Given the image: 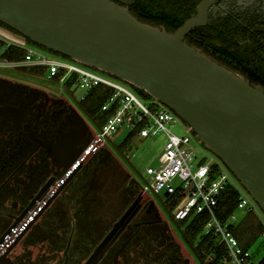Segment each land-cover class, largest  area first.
Listing matches in <instances>:
<instances>
[{
	"label": "flooded vegetation",
	"instance_id": "flooded-vegetation-1",
	"mask_svg": "<svg viewBox=\"0 0 264 264\" xmlns=\"http://www.w3.org/2000/svg\"><path fill=\"white\" fill-rule=\"evenodd\" d=\"M112 1L173 33L197 15L203 0ZM185 41L264 89V0H216L207 22ZM41 71L0 68V245L18 218L36 212L10 248L0 250V264H218L206 247L181 228L182 237L176 232L150 195L108 238L142 187L128 181L106 147L78 162L102 119L67 86L69 97L49 91L46 83L58 82L43 79ZM111 161L120 174L110 185L100 174ZM111 194L122 202L118 212Z\"/></svg>",
	"mask_w": 264,
	"mask_h": 264
},
{
	"label": "water",
	"instance_id": "water-1",
	"mask_svg": "<svg viewBox=\"0 0 264 264\" xmlns=\"http://www.w3.org/2000/svg\"><path fill=\"white\" fill-rule=\"evenodd\" d=\"M215 1L203 0L197 15L170 33L112 0H0V22L8 27L0 28L113 75L173 111L264 213V89L185 41L207 22ZM148 195L142 190L108 238L126 227Z\"/></svg>",
	"mask_w": 264,
	"mask_h": 264
},
{
	"label": "built area",
	"instance_id": "built-area-1",
	"mask_svg": "<svg viewBox=\"0 0 264 264\" xmlns=\"http://www.w3.org/2000/svg\"><path fill=\"white\" fill-rule=\"evenodd\" d=\"M8 34L0 32V42L3 44L1 55L7 50L19 49L24 52V58L7 60L0 55V68L42 70L48 79L57 80L61 86L80 87L85 92L81 100H85L99 86L113 90V95L103 107L104 111L112 113L91 137L78 162L107 147V141L112 140L113 135L124 126L129 127L131 132L138 130L137 136L144 139L165 134L167 141L158 159L159 163L157 167H148L147 174L152 180L146 181L147 186L142 187V190L148 194L151 191L161 198L163 191L168 201L180 195L174 214L178 221H191L205 215L207 221L203 234L215 239L214 250L225 251L226 264H260L263 258L254 262L250 247L244 246L235 234V223L238 221L236 212L224 220L219 217L218 208L224 193L228 189L235 190L238 193L237 209L243 210L246 216L253 214L258 218L263 227L259 238L263 242L264 213L251 195L231 176L230 171L215 157L197 148L190 127L181 135L171 131L170 126H175L178 118L173 111L166 107L151 110L127 86L113 80L115 78L110 75L56 54L48 55L26 38ZM201 153L204 156L195 166L194 161ZM175 180H179L177 186L174 185ZM34 213L35 209L4 238L0 245L2 252L10 248Z\"/></svg>",
	"mask_w": 264,
	"mask_h": 264
},
{
	"label": "rangeland",
	"instance_id": "rangeland-1",
	"mask_svg": "<svg viewBox=\"0 0 264 264\" xmlns=\"http://www.w3.org/2000/svg\"><path fill=\"white\" fill-rule=\"evenodd\" d=\"M1 32V31H0ZM1 41V38H0ZM36 46V45H35ZM38 50L43 51L44 53L48 55H53L52 52L41 48L39 46H36ZM2 47L0 48V55H1ZM52 53V54H51ZM42 78L46 79L47 77L45 74L42 73ZM43 79L37 80L39 83L44 84ZM117 82L122 83L123 85L127 86L137 97L138 99L145 104L147 107H149L151 110L163 108L164 105L156 102V100L153 97L147 96L145 93H141L138 89L133 87L132 85L121 81L119 79H113ZM46 86H49V91H52L57 94H62L66 97L68 96V92L65 90V88L59 84H50L46 83ZM69 90L74 93V96L81 100L83 97V94L85 93L80 87H76L75 85L72 87H69ZM167 108V107H166ZM168 109V108H167ZM170 110V109H168ZM189 128V126L182 121L180 118H177L175 122V126H170V129L172 132H175L179 135L184 134L186 130ZM131 129L127 126L122 127L116 134L113 135L112 140L107 141V147L106 150L111 151L115 155L118 156L120 161L122 162V169L125 170L126 177L128 178V181L137 183L140 187L147 186L146 181H151L152 178L147 174L148 167H157L158 165V159L163 151V148L167 141V136L163 133H160L155 136H150L148 138H140L139 136L134 137L132 140L127 142V138L129 134L131 133ZM193 142L197 146V148L203 152L204 154L208 156L215 157L218 162L225 167L228 171H230L226 165L216 157L215 154L210 152L207 148L204 147V145L196 138L195 134L193 133ZM119 150L121 152H119ZM123 153V154H122ZM204 154H200L198 156V159L194 161V165L197 166L201 158L204 156ZM111 164L106 167V170L104 173L100 174V178H104L108 180L109 184L113 182L114 179L118 178L120 174V170L117 168V165L114 164V161L110 162ZM94 166H92L93 168ZM122 170V171H123ZM124 172V171H123ZM231 176L237 181V183L240 184V186L243 188V190L246 191V189L241 185V183L236 179V177L231 173ZM179 183V180L174 181V185L177 186ZM117 195V194H116ZM150 199L153 200L163 211L165 216L171 221L173 228L176 230V232L182 237V233L180 228L184 231L185 227L187 225L184 221H174L173 217L176 209H174L171 213L167 211V209L164 207V203H166L167 197L164 195V192H161L162 199L159 198L158 195L149 192ZM112 202H119L118 208H116L115 211H119V208L121 207V200L117 198V196L111 194ZM111 205H114V203H111ZM113 210V208H112ZM116 212V214H117ZM236 215L238 217V221L235 223V226H238L246 217V214L243 210L237 209ZM196 246L199 244V239H196L193 241ZM250 251L253 253V260L254 262H259L262 258H264V242L258 238L251 246ZM213 258V257H212ZM223 264H226L225 262Z\"/></svg>",
	"mask_w": 264,
	"mask_h": 264
},
{
	"label": "trees",
	"instance_id": "trees-1",
	"mask_svg": "<svg viewBox=\"0 0 264 264\" xmlns=\"http://www.w3.org/2000/svg\"><path fill=\"white\" fill-rule=\"evenodd\" d=\"M0 25L3 27H7L1 22ZM1 47H3L2 42H0V48ZM1 56L2 58L7 60H19L24 58V52L19 49H10L7 50ZM88 67L92 68L91 66ZM30 69L35 71L38 70L35 68H30ZM41 72L43 73V71ZM110 76L115 78L113 75ZM140 92L144 94L143 91ZM112 95H113L112 89L107 88L105 86H99L95 88L93 91H91L88 94L87 98L85 99V105L87 109L95 112L94 114L99 113L98 117L102 119V124L105 123L108 116L112 113V111L106 112L103 110V107L105 106V104ZM137 133L138 130L131 132L127 138V142H129L134 137H136ZM179 196L165 203L169 212H172L174 209L177 208L178 202L180 200ZM237 206H238V193L233 189H228L224 193L218 208L219 217L224 220L228 219L229 216H231L237 210ZM206 221H207V217L205 215L197 216L191 221L186 219L184 220V222H186L187 225L184 231L191 240L199 239V243H200L199 245L207 248L208 253L211 254L215 263L223 264L225 262V257H226L225 251H223L222 249H219L217 251L214 250L216 243L215 239L210 235L205 236L203 234V229ZM262 228L263 227L260 224L258 218L253 214H248L245 217V219L236 227L235 234L244 246L250 247L259 238ZM260 264H264V258L261 260Z\"/></svg>",
	"mask_w": 264,
	"mask_h": 264
}]
</instances>
